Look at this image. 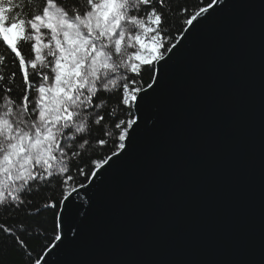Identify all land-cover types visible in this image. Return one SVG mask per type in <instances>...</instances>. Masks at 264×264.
Here are the masks:
<instances>
[{
	"label": "snow or ice",
	"instance_id": "obj_1",
	"mask_svg": "<svg viewBox=\"0 0 264 264\" xmlns=\"http://www.w3.org/2000/svg\"><path fill=\"white\" fill-rule=\"evenodd\" d=\"M0 0V264H264V0ZM259 8V190L242 121L231 125L227 192L209 156L164 174L180 243L210 240L227 259L98 261L70 256L100 238L102 197L141 141L157 136L173 73L201 33ZM77 201H80L77 203ZM203 213L210 226L199 223ZM220 229L219 235H212ZM39 241L33 249L30 241ZM14 251L19 259L9 254ZM35 251V255H33Z\"/></svg>",
	"mask_w": 264,
	"mask_h": 264
},
{
	"label": "water",
	"instance_id": "obj_2",
	"mask_svg": "<svg viewBox=\"0 0 264 264\" xmlns=\"http://www.w3.org/2000/svg\"><path fill=\"white\" fill-rule=\"evenodd\" d=\"M260 71L259 8L235 9L209 24L172 75L160 133L141 141L102 197L94 230L100 238L69 255L127 262L227 259L210 240L180 243L171 237L175 225L190 227L191 219L174 213L175 201L163 177L206 152L209 165L203 178L217 173L214 199L222 197L231 180L228 137L239 118L245 146L253 152L249 181L258 199ZM199 223L210 226L213 216L203 213Z\"/></svg>",
	"mask_w": 264,
	"mask_h": 264
},
{
	"label": "trees",
	"instance_id": "obj_3",
	"mask_svg": "<svg viewBox=\"0 0 264 264\" xmlns=\"http://www.w3.org/2000/svg\"><path fill=\"white\" fill-rule=\"evenodd\" d=\"M179 2L181 3H187L190 7L195 6L198 7L199 5V0H179ZM30 245L33 249H38L39 247V241L33 239L32 241H30ZM9 254L13 257V259L18 260L19 259V254L14 252V251H10ZM33 255H35V251L33 253Z\"/></svg>",
	"mask_w": 264,
	"mask_h": 264
}]
</instances>
